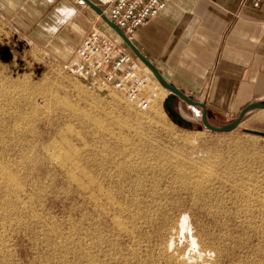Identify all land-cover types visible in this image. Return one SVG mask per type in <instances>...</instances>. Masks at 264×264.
<instances>
[{"label":"rangeland","instance_id":"obj_1","mask_svg":"<svg viewBox=\"0 0 264 264\" xmlns=\"http://www.w3.org/2000/svg\"><path fill=\"white\" fill-rule=\"evenodd\" d=\"M3 42L4 38L0 33V47H2ZM126 47V50L130 51L127 45ZM12 54L10 57L4 52H0V161L2 162H0V165L3 164L6 168L9 164V166H12V168L8 167V170L12 171L15 179L18 178L16 181L19 186L0 188V194L2 193L0 197H5L4 200H2V197V199L0 198V215L2 213L4 214V216L1 215L3 218L0 216V220L3 221L0 222V229L3 232L5 231V233L7 232L5 237H3L4 234L0 230V236H2L0 238V264H66L68 262H70L68 264H74L73 256L75 246L73 245L71 247L69 245L76 235L74 232V228L77 225L76 221L81 218L79 214L82 213L84 208L87 209L88 214L90 213L89 219H93H88V222L86 219L82 220L80 226L84 227L83 232H85V228L89 224L96 228V230L103 229V226L105 228V231L103 230L105 233L96 235L97 238L94 236L91 240L94 243L101 241L104 245L103 247L100 242L99 247L101 249L99 247L94 249L96 256H98V263L107 264L110 261L108 264H111L114 259H117L119 264H126L128 262L127 260H129L130 264H138L140 256H143L141 258L142 262L140 261L139 264L143 263L142 259L144 257L146 258L143 264H158L159 259L157 260L155 257L157 255L158 258L157 248L155 247H158V244H160L159 238L157 237V226L151 222L150 225L149 223L146 224L147 226L143 224L149 219L148 217L151 218L152 215L155 217L159 206L167 208V204L169 203L168 208L174 205V214L177 215L176 217L178 219L181 215H186V221L188 222L191 233H198L201 240H203V237V242H206L205 244L211 248L219 247L220 244L219 248L223 256L220 258L217 254L215 256L214 253L208 252L205 256V258L208 256V259L206 258L208 262L206 261L205 264H264V137L247 131L264 132V109L249 112L241 124L233 131L218 133L208 130L202 125L200 119L201 110L197 109L198 117H196L186 103L176 101L174 104L176 111L191 122L190 127L185 128L180 123H174L164 107L165 100L169 95L168 92L164 93V91L160 90L162 91L161 93L158 91L159 89L155 88L154 83L150 79L145 95L146 97H151L152 102L149 109L143 110L129 103L121 92H115L111 88L101 86L96 79L92 78L86 81L72 72L65 70L64 65L71 61L75 53L70 59L57 66L50 64L52 61L50 57L34 49L30 50L27 47L16 48ZM140 64L143 63L140 62ZM142 66L144 65L140 66L141 72L146 76ZM154 90L156 93H151V91L155 92ZM157 93L158 96H156ZM10 97L11 99H9ZM238 116L239 113L229 119L211 118L208 119V122L214 127H223L232 123ZM123 123L124 125H122ZM201 126L203 129L199 130ZM53 145L57 146V148L55 149ZM64 149H67V151ZM63 151L72 153L71 156L74 161L70 160L66 162L60 159L62 156L59 158V155ZM53 152L59 155H54ZM123 152L125 156H123ZM74 156L77 158H74ZM57 163H107L106 169L108 168L110 171L108 169L105 170L103 175V172H100L101 176L105 175L103 178L105 182L101 178V183L104 182L105 188L110 186L107 183L110 182V179L113 178L112 180H115L117 178H115V171L110 163H132L143 169L144 177L147 175L151 176L144 178V180H147L142 184L144 185L142 188L147 191L145 192L142 188L139 189L144 193L138 190V192L135 191L132 188H135L133 185H127L124 188L125 194L124 192H120L121 195L118 192H113L114 195L112 194L122 206L125 204L123 207H128L129 214L134 211L130 215L128 212H125L126 214L122 213L120 215L121 213H119L118 216H121V220L126 223V227L129 226L127 229L129 228L131 232L133 230V233H136L135 235L137 237L133 235L134 237L132 238L125 233L117 232L118 230L115 229L114 225L111 226V215L102 217L103 215H99L94 211L95 208L92 209L94 206H87L86 203L84 205L76 195L77 193L75 191L77 189L75 184L69 182L70 180L65 176L67 172L66 168L68 167L64 166L65 168H63L61 164L58 165ZM201 166L207 169L209 168L212 173L209 170L206 171V168L205 170L202 169ZM14 169L19 172L14 173ZM152 169L154 170L152 171ZM155 171L158 172L155 173ZM174 171H181L179 173L182 175H189L187 177L185 176V179L192 183L191 187H200V190L196 191V195H198L195 197L196 200L194 197L192 199L195 201L201 200L204 203L202 204L204 206L201 210L191 209L189 213H186L183 209L182 214L179 213V209L185 206L183 196L186 200L188 199V205L194 202V200L190 202L191 198L189 197H191V194L189 196L187 194L179 196L170 193L166 196L167 198L163 197L161 202H156L157 195L154 194L153 189L156 187L159 189L163 187L161 189L162 191L166 189L165 186L169 185L167 184V177L170 178L172 174L175 175ZM200 171L202 172L200 173ZM17 174L18 176L16 177ZM155 177L161 179L159 181L160 183L157 182ZM107 179L109 181L106 182ZM153 185L156 186L154 187ZM180 185L181 183L176 184V187ZM205 185L211 188L214 194ZM128 189L131 196L130 193H127ZM19 190L22 194H19ZM24 190H27V192ZM131 190H134L133 193ZM147 192L152 193L148 194ZM199 193L205 195V197ZM11 194L14 196L17 194L18 199ZM7 195L14 202L11 199L9 200ZM26 195L28 197L31 195L33 198H28ZM25 197L29 200L32 199L31 202ZM5 199H7V202H5ZM153 199L156 200L153 201ZM21 202L22 204H20ZM12 204L15 211L12 208ZM153 204H156V206ZM77 205H80L82 208L84 206L80 213L75 211ZM151 205L152 207H150ZM7 206L12 208L13 211L9 207L7 208ZM2 208L5 210L8 209L6 214ZM83 211L86 212V210ZM13 212L16 214H13ZM31 212L32 214L34 212V215L31 216ZM93 213L95 216L92 215ZM150 213L151 215H149ZM21 214L23 215L21 219L24 217L27 219L21 221L19 218ZM27 214L31 218L27 217ZM174 214H171V216H174ZM12 215H17L14 220L12 218L15 216L12 217ZM90 216H94L98 224L95 222L94 217ZM129 216H132V218ZM145 216L147 218L144 219ZM37 218L39 219L36 220ZM16 219L19 220L16 221ZM131 219L133 222H131ZM125 220L128 221L126 222ZM29 221L33 223L35 221L37 223L38 221L40 227H36V225H39L38 223H34V225H32L33 223L29 224ZM15 222L21 223L17 225ZM93 222L98 226L96 227ZM108 222L111 225H108ZM99 223L101 226H99ZM131 224L132 226L135 225L133 226L134 228L130 226ZM4 228L6 229L4 230ZM32 228L33 230H30ZM144 228L145 230H143ZM37 229L38 233L36 234L35 232L37 231L35 230ZM106 229H109V232ZM146 230L148 232L145 234ZM44 231L46 232L45 234ZM110 231L114 232L112 233ZM38 234L40 235L38 236ZM55 234L58 235L56 236ZM50 235L52 238H50ZM99 236H102V238ZM120 236L121 238H119ZM48 237L51 239L50 242L47 241ZM103 237H106L104 239L107 242L105 240L103 241ZM139 237H143L144 239L141 238V240ZM206 237L210 240L207 241L208 239ZM149 239L152 240L149 241ZM108 240L110 243H108ZM214 240L217 241L214 242ZM126 241L131 245H128ZM151 241L156 242L152 243ZM178 243H181V240ZM212 243L216 244L213 245ZM108 244L112 247L109 248ZM119 245L120 249L123 248L122 250L119 249ZM151 245L155 247L153 246L152 249ZM63 246L65 247L64 249L70 248V250H64L62 248ZM146 246H148L147 249L145 248ZM59 247L63 251H60L58 249ZM2 248L3 250H1ZM104 249L106 252H104ZM118 250L122 251V253H118ZM127 250L130 251L128 252ZM107 252L108 254H106ZM133 253L137 254L132 255ZM106 255L107 257H105ZM135 255L137 256L135 257ZM114 256H122V258H119V260ZM100 257L104 261L106 260L105 258L107 260L104 262L102 259H99ZM217 257L219 261L215 260V258L218 259ZM123 259L125 260L123 261ZM147 260L149 263L145 262ZM117 261H113L112 264L118 263Z\"/></svg>","mask_w":264,"mask_h":264},{"label":"crops","instance_id":"obj_2","mask_svg":"<svg viewBox=\"0 0 264 264\" xmlns=\"http://www.w3.org/2000/svg\"><path fill=\"white\" fill-rule=\"evenodd\" d=\"M254 2L170 0L131 41L170 84L206 104L208 119H229L264 102V0ZM93 26L116 34L84 0H0V52L10 57L27 47L57 66Z\"/></svg>","mask_w":264,"mask_h":264},{"label":"bare ground","instance_id":"obj_3","mask_svg":"<svg viewBox=\"0 0 264 264\" xmlns=\"http://www.w3.org/2000/svg\"><path fill=\"white\" fill-rule=\"evenodd\" d=\"M141 65H144V64H141ZM142 68H143V70H144V72L146 73V77L147 78H149L153 83H154V85H155V88H158L159 90L158 91H160V90H162V91H164V93L165 92H167V90L165 89V88H163L160 84H159V82L155 79V77L153 76V74H152V72H151V70L146 66V65H144V66H142ZM157 90V89H156ZM155 91V90H154ZM162 91H160L161 93H162ZM151 93H156V91L155 92H152L151 91ZM154 96H155V94H153ZM156 96H158V93H157V95ZM12 97V96H11ZM11 97L9 98V99H11ZM7 99V98H6ZM131 111V110H130ZM196 112H198L197 110H195ZM94 121H96V120H94ZM128 121V120H127ZM91 122V121H90ZM125 122V121H124ZM94 123V122H93ZM99 123V122H98ZM128 124V123H127ZM122 125H124V123L122 124ZM130 125V124H129ZM125 127H127V126H125ZM128 127H130V126H128ZM62 130V129H61ZM64 131V130H63ZM63 134V133H62ZM62 137V136H61ZM124 141V140H123ZM128 141V140H127ZM60 144H61V142H60ZM59 144V145H60ZM62 145H63V143H62ZM61 145V146H62ZM120 145H121V142H120ZM54 146V145H53ZM55 147V149L57 148V146H54ZM60 147V146H59ZM66 147H67V145H66ZM72 147V146H71ZM118 147V146H117ZM65 148V147H64ZM123 148H125V147H123ZM61 149V148H60ZM59 149V150H60ZM74 149V148H73ZM117 149H120V148H117ZM116 149V150H117ZM63 150V149H62ZM65 150V149H64ZM68 150H69V148H68ZM65 151H67V149L65 150ZM119 151V150H118ZM121 151V150H120ZM58 152V151H57ZM60 152H61V150H60ZM122 153V152H121ZM53 154L54 155H59V154H55L54 152H53ZM52 154V155H53ZM72 154V153H71ZM71 154L70 153H67V152H64L63 151V153H60V155H59V158H60V156H62L60 159H62V160H64V161H70V160H73V158H72V156H71ZM75 154V153H74ZM119 154H120V152H119ZM123 154H124V152H123ZM80 156V155H79ZM123 156H125V154L123 155ZM55 157H57V156H55ZM76 156H74V158H75ZM48 158V157H47ZM77 158V157H76ZM56 159V158H55ZM55 159H53V160H55ZM60 159H59V161H60ZM52 160V159H51ZM56 161V160H55ZM74 161V160H73ZM1 162V161H0ZM50 162V161H49ZM2 163V162H1ZM6 164H9V163H6ZM56 164V163H55ZM58 165L59 164H61L62 166L61 167H63V168H65L64 166H67L68 168H66L67 169V172H66V175L65 176H67L68 177V179L70 180L69 182H73L74 184H75V186H76V189H77V191H75L77 194V196L79 197V199L83 202V204L84 203H86V205L87 206H94L92 209H94V211H96V213H98L99 215H103L102 217H105V216H107V215H111L112 217H111V222H112V225L110 224V222H108V225L110 224L111 226H113L114 225V227H115V229H117L116 231L117 232H120V233H125L127 236H131L132 238L134 237L133 235H135L136 233H133V230H132V232L131 231H129V228L127 229V227H129V226H127L126 227V223H124L123 222V220H121V216L119 217L118 215H119V213H121L120 215H122V213H124V214H126L125 212H128L129 210H127V208L128 207H123L122 206V204L118 201V200H116L115 198L116 197H113V192H118V193H122V192H124V188H125V186H127V185H133V186H135V188L134 187H132L135 191H141V190H139V189H141L144 185H142L143 184V182L144 181H146L147 179H145L144 180V178H148V177H151V176H146V177H144V171H143V169H141L139 166H137V165H134V164H132V163H110V164H112V167L114 168V171H115V180H112V179H110V182H107V181H109L108 179L106 180V182L107 183H109L110 184V186L108 187V188H105V184H103L105 181H104V176H101L100 174L102 173V175L105 173V170H107L106 169V164L107 163H57ZM10 165V164H9ZM8 165V167L10 168H12V166H9ZM107 166H109V165H107ZM8 167L6 168V166H3V164L2 165H0V188H3V187H10V186H16L17 187V179L18 178H16L15 179V177H14V175H13V173H12V171H9L8 170ZM60 167V168H61ZM175 167H177V166H175ZM202 167V166H201ZM210 167V166H209ZM111 168V167H110ZM152 168V167H151ZM205 168L206 167H202V169H204L205 170ZM65 169V170H66ZM156 169V168H155ZM162 169V168H161ZM11 170H13V169H11ZM15 170V169H14ZM64 170V171H65ZM109 170V169H108ZM154 169H152V171H153ZM160 170V169H159ZM158 170V171H159ZM209 170V168L207 169L206 168V171H208ZM212 170V169H211ZM63 171V172H64ZM110 171V170H109ZM113 171V172H114ZM158 171H155V173L156 172H158ZM176 171H178V170H176ZM176 171H174L175 172V175H173L172 174V176H170V178L169 177H167L168 178V183L167 184H169V185H166L165 187H166V189H164L163 191L161 190L162 188H158V187H156L155 189H153L154 190V194L155 195H157V197H156V199H153V201L154 200H156V202H161V200L163 199V197H165V198H167L166 196L168 195V194H174V195H179V196H182L183 194H187L188 196L191 194V197H189V198H191V201L190 202H192V200H194V199H192L193 197L195 198L196 196H198V195H196V191H199L200 190V187H198V188H196V186H194V187H191V185H192V183H190L188 180H186L185 178L187 177V176H189V175H182L181 173H179V172H181V171H179V172H176ZM210 171V170H209ZM15 172H19L18 170H15L14 171V173ZM101 172V173H100ZM107 172V171H106ZM159 172H161V171H159ZM165 172V171H164ZM184 172V171H183ZM202 171H200V173H201ZM211 172V171H210ZM151 173V172H150ZM186 173V172H185ZM199 173V172H198ZM212 173V172H211ZM107 174V173H106ZM207 174V173H206ZM206 174H205V176H206ZM111 175V174H110ZM151 175H152V173H151ZM158 175V174H157ZM156 175V177H158ZM199 175H201V174H199ZM18 176V174L16 175V177ZM112 177H113V175H111ZM111 176H109V177H111ZM153 176H154V174H153ZM186 176V177H185ZM204 176V177H205ZM66 177V178H67ZM155 177V178H156ZM160 177V176H159ZM195 177V176H194ZM203 177V178H204ZM101 178L103 179V183H101ZM154 178V179H155ZM162 178H163V176H162ZM197 178H198V176H197ZM200 178V177H199ZM201 178H202V176H201ZM105 179H106V177H105ZM151 179V178H150ZM157 179V182L158 183H160L159 181L161 180L160 178H156ZM163 179H165V178H163ZM188 179H189V177H188ZM195 180V179H194ZM19 181V180H18ZM151 181H153V180H151ZM165 181V180H164ZM156 182V181H155ZM154 182V183H155ZM203 182V181H202ZM210 182V181H209ZM208 182V183H209ZM19 183V182H18ZM145 183V182H144ZM166 183V182H165ZM181 183V185L178 187H176V184L178 185V184H180ZM193 183H195L194 181H193ZM200 183V182H199ZM204 183V182H203ZM70 184V183H69ZM152 184V183H151ZM157 184V183H156ZM201 184V183H200ZM71 185V184H70ZM73 185V184H72ZM160 185V184H159ZM195 185H197V184H195ZM201 185H203V184H201ZM19 186V185H18ZM32 186V185H31ZM74 186V185H73ZM108 186V185H107ZM146 186V185H145ZM152 186V185H151ZM154 187L156 186V185H153ZM204 186V185H203ZM205 186H207V185H205ZM21 187H23L22 185H21ZM33 187V186H32ZM160 187V186H159ZM202 187V186H201ZM19 188V187H18ZM24 188V187H23ZM129 188H130V186H129ZM132 188H130V189H132ZM153 188V187H152ZM203 188V187H202ZM209 187L207 186V189H208ZM11 189H12V187H11ZM22 189V188H21ZM34 189V188H33ZM127 189V188H126ZM142 189H144V188H142ZM148 189V188H147ZM209 189H211V188H209ZM5 190V189H4ZM75 190V189H74ZM134 190H131L132 191V193H133V191ZM152 190V191H153ZM205 190V189H204ZM2 191H3V189H2ZM25 192H27V190H24ZM126 191V190H125ZM129 191V189L127 190V193H130V192H128ZM137 191V192H138ZM144 191L146 192L147 190L146 189H144ZM151 191V190H150ZM205 191H207V190H205ZM205 191H203V192H205ZM208 191H210V190H208ZM211 191H212V189H211ZM210 191V192H211ZM9 192V191H8ZM19 192H20V190H19ZM24 192V193H25ZM142 192V191H141ZM185 192V193H184ZM209 192V193H210ZM5 193V192H4ZM3 193V194H4ZM12 193V192H11ZM14 193V192H13ZM17 193V192H16ZM117 193V194H118ZM121 193H120V195H121ZM142 193H144V192H142ZM141 193V194H142ZM148 193V192H147ZM152 193V192H151ZM151 193H148V194H151ZM195 193V194H194ZM198 193V192H197ZM206 193V192H205ZM208 193V192H207ZM212 193H213V191H212ZM2 194V193H1ZM0 194V195H1ZM18 194V193H17ZM17 194H15V196L17 195ZM19 194H22L21 192L19 193ZM28 194V193H27ZM30 194H31V191H30ZM113 194V195H112ZM124 194H125V192H124ZM139 194V193H138ZM140 194V195H141ZM153 194V195H154ZM200 194V193H199ZM214 194V193H213ZM212 194V195H213ZM9 195H10V192H9ZM9 195H7L6 197L7 198H9L10 196ZM12 195V194H11ZM25 195V194H24ZM33 195V194H32ZM201 196H204L205 197V195H202V194H200ZM199 195V196H200ZM210 195V194H209ZM4 196V195H3ZM13 197H15L14 195H12ZM18 196H21V195H18ZM27 196V195H26ZM34 196V195H33ZM130 196H131V193H130ZM133 196V195H132ZM186 196V195H185ZM200 196V197H201ZM2 197V196H1ZM0 197V198H1ZM17 197V196H16ZM23 197V196H22ZM28 197V196H27ZM27 197H25V198H27ZM126 197H127V195H126ZM216 197V196H215ZM3 198V197H2ZM1 198V199H2ZM5 198V197H4ZM4 198L2 199V200H4ZM20 198V197H19ZM28 198H33V197H31V195H29V197ZM27 198V199H28ZM130 198V197H129ZM154 198V197H153ZM198 198V197H197ZM212 198V197H211ZM11 198H9V200H10ZM16 199V198H15ZM17 199H18V197H17ZM26 199V200H27ZM130 199H132V198H130ZM139 199V198H138ZM183 201L185 202V206L186 205H188V199L186 200L185 199V197L183 196ZM205 199H207V198H205ZM204 199V200H205ZM209 199V198H208ZM6 201L5 202H7V199H5ZM8 200V201H9ZM12 201H13V199H11ZM25 200V199H24ZM25 200V201H26ZM29 200V199H28ZM27 200V201H28ZM32 200V199H31ZM31 200H29L30 202H31ZM77 200V199H76ZM195 200H196V198H195ZM194 200V202L192 203V204H189L187 207H183L182 206V208L181 209H179V213H181L182 211H183V209H184V211H186V213H189V211H191V209H194V210H196V209H202L203 208V206L204 205H202V204H204L203 202H201V200H199V201H195ZM211 200H213V199H211ZM214 200H216V199H214ZM18 201V200H17ZM16 201V202H17ZM23 201V200H22ZM79 201V200H78ZM134 201H136V200H134ZM165 201V200H164ZM1 202V201H0ZM3 202V201H2ZM14 202V201H13ZM13 202H11V203H13ZM15 202V203H16ZM33 202V201H32ZM4 203V202H3ZM3 203H1L2 205H3ZM29 203V202H28ZM163 203H165V202H163ZM5 204V203H4ZM7 204V203H6ZM8 204H9V202H8ZM20 204H22V202L20 203ZM19 204V205H20ZM23 204H24V202H23ZM27 204V203H26ZM25 204V205H26ZM80 204V203H79ZM131 204H132V202H131ZM140 204V203H139ZM157 204V203H156ZM156 204H153V205H155L156 206ZM166 204H167V202H166ZM170 204V203H169ZM169 204H167V208H164V207H162V206H157L158 207V210H157V213L155 214V217H154V215H152L151 216V218L150 217H148L149 219L148 220H144L146 223L145 224H143V225H146V224H148L149 223V225H150V222L152 223V224H154L155 226H157L156 228V230H157V237L159 238V242H160V244H158V247H155L154 245H151L152 246V249H153V246L155 247V248H157V250H156V252L158 253V258H157V255L155 256L156 257V259L158 260L159 259V262H157L158 264H202V263H204L205 264V262L207 261V259L205 258V256L207 255V253L209 252V253H214V255L216 256V254H217V256L218 257H220L221 258V256H223V255H221V250H220V244H219V247H213V248H211V247H209L207 244H205L204 242H203V240H204V238L202 237V239L203 240H201V238H200V235L198 234V233H191L189 230V226H188V222L186 221V215H181V217L178 219L176 216L177 215H175L174 213H175V207H174V205H171V208H168L169 207ZM171 204H173V203H171ZM11 205V204H10ZM15 205V204H14ZM28 205V204H27ZM32 206H33V204H31ZM75 205V204H74ZM85 205V204H84ZM134 205V204H133ZM164 205V204H163ZM184 205V204H183ZM5 207H6V205H4ZM12 206H13V204H12ZM22 206V205H21ZM32 206H30V207H32ZM87 206H86V208H87ZM130 206V205H129ZM135 206V205H134ZM138 206V205H137ZM140 206V205H139ZM9 206H7V208H8ZM29 207V206H28ZM130 207H132V206H130ZM150 207H152V205L150 206ZM149 207V209H151ZM10 208V207H9ZM13 208V210H14V206L12 207ZM12 208H10L11 210H12ZM15 208H16V206H15ZM83 208H84V206H83ZM80 205L78 206L77 205V208L75 209V211L76 212H81V210L83 209ZM125 208V209H124ZM135 208V207H134ZM186 208V209H185ZM3 210H5L4 208H2ZM2 209H1V211H2ZM22 210H23V208H21ZM21 209H19V211H21ZM24 209H27V208H24ZM130 209V208H129ZM12 210V211H13ZM17 210V209H16ZM30 210V209H29ZM33 210V209H32ZM83 210H86V212H84ZM82 210V213L81 214H79V216H81V218L80 219H78L76 222H77V225H76V227L74 228L75 229V233H76V235L74 236V238H73V240H72V245L70 244H68L69 246H75V250L74 249H72V250H74V258H73V260L75 261L74 262V264H97L98 263V259H97V257L98 256H96V254H95V251H94V249H96V248H98L100 245H99V243L101 242H95L94 243V241H91L92 240V238L95 236L96 237V235H102V233H105V232H103V230L105 229L104 228V226H103V229H101V230H99V229H97V230H99V231H97L96 230V228H94V227H92V225L91 224H89L86 228H85V232H83L82 230H83V228L84 227H81L80 225H81V222H82V220L83 219H86V221L89 219V215H90V213L88 214V212H87V209H83ZM136 210H138V209H136ZM173 210V211H172ZM6 211H8V209L7 210H5V214H6ZM11 211V212H12ZM15 211V210H14ZM18 211V210H17ZM16 211V213H18ZM31 211V210H30ZM147 211V210H146ZM145 211V212H146ZM148 211H150V210H148ZM154 211V210H153ZM23 212V211H22ZM21 212V213H22ZM74 212V211H73ZM90 212V211H89ZM132 212V211H131ZM134 212V211H133ZM132 212V213H133ZM2 213V212H1ZM9 213H10V211H9ZM15 212H13V214H14ZM15 213V214H16ZM25 213H27V212H25ZM25 213H23L25 216H26V214ZM75 213V212H74ZM95 213V214H96ZM132 213H130V214H132ZM137 213V212H136ZM139 213V212H138ZM8 214V213H7ZM12 214V213H11ZM19 214H20V212H19ZM30 214V213H29ZM77 214V213H76ZM128 214H129V212H128ZM129 214V215H130ZM153 214H154V212H153ZM171 214H174V216L172 215L171 216ZM182 214V213H181ZM2 216H4V214L2 213L1 214ZM0 215V216H1ZM22 215V214H21ZM20 215V220L22 221L23 219L24 220H26L25 219V217L23 218V219H21L22 217H23V215L21 216ZM28 215V214H27ZM32 215H34V212H33V214H32V212H31V216ZM35 215H37V214H35ZM92 215H94V213L92 214ZM137 215V214H136ZM146 215H148V214H146ZM149 215H151V213L149 214ZM148 215V216H149ZM1 216V217H2ZM9 216V215H8ZM15 216V217H14ZM12 215V217H14V218H12L13 220L16 218V216L17 215ZM19 216V215H18ZM31 216H27V217H30L31 218ZM95 216V215H94ZM94 216H90V217H94ZM124 216V215H123ZM126 216H128V215H126ZM133 216V215H132ZM132 216L130 217V218H132ZM144 216V215H143ZM0 217V218H1ZM34 217V216H33ZM96 217H97V214H96ZM176 217V218H175ZM3 218V217H2ZM29 218V219H30ZM35 218H36V216H35ZM76 218H78V217H76ZM107 218V217H106ZM136 218V217H135ZM139 218V217H138ZM143 218V217H142ZM145 218H147L146 216L144 217V219ZM39 218H37L36 220H38ZM42 219V218H41ZM41 219H40V221H41ZM90 219H93V218H90ZM89 219V220H90ZM94 219H95V217H94ZM100 219H101V217H100ZM105 219V218H104ZM103 219V220H104ZM122 219H124V218H122ZM127 219H128V217H127ZM141 219V218H140ZM3 220V219H2ZM6 220H7V216H6ZM19 220V219H18ZM17 219H16V221H18ZM47 220V219H46ZM49 220V219H48ZM88 220V221H89ZM99 220V219H98ZM136 220H139V219H136ZM153 220H155V221H153ZM33 221H34V219H33ZM87 221V222H88ZM100 221V220H99ZM126 221V220H125ZM128 221V220H127ZM126 221V222H127ZM142 221H143V219H142ZM0 222H3V221H1L0 220ZM8 222V221H7ZM9 222L11 223V221L9 220ZM8 222V223H9ZM46 222V221H45ZM86 222V223H87ZM95 222H96V219H95ZM101 222V221H100ZM131 222H133L132 221V219H131ZM140 222V221H139ZM138 222V223H139ZM5 223V222H4ZM3 223V224H4ZM7 223V224H8ZM9 223V224H10ZM13 223V222H12ZM15 223H17V222H15ZM19 223V222H18ZM18 223H17V225H18ZM21 223V222H20ZM19 223V224H20ZM30 223H33L32 221L30 222L29 221V224ZM34 223H36V221L34 222ZM34 223L32 224V225H34ZM37 223H38V221H37ZM36 223V224H37ZM41 223V222H40ZM44 223V222H43ZM86 223H84V224H86ZM91 223V222H90ZM97 224H98V222H96ZM96 223H94L93 222V224H95L96 225ZM106 223V222H105ZM129 223V222H128ZM136 223V222H135ZM1 224V223H0ZM6 224V225H7ZM8 224V225H9ZM26 224H27V222H26ZM29 224H28V226H29ZM39 224V223H38ZM83 224V225H84ZM100 224V223H99ZM130 224V223H129ZM133 224V223H132ZM132 224L130 225V226H132ZM137 224V223H136ZM142 224V223H141ZM140 224V225H141ZM24 225H25V223H24ZM106 226H107V223L105 224ZM148 225V226H149ZM153 225V226H154ZM21 226V225H20ZM27 226V227H28ZM37 226H39L40 227V224L39 225H36V227ZM47 226H49V225H47ZM73 226H72V230H73ZM98 225H96V227H97ZM99 226H101V224L99 225ZM133 226H135V225H133ZM132 226V227H133ZM142 226V225H141ZM147 226V225H146ZM146 226H145V228H146ZM7 227V226H6ZM10 227V226H9ZM14 227H17V226H14ZM53 227H54V224H53ZM110 227V226H109ZM132 227H131V229H132ZM2 228H3V226H2ZM21 228V227H20ZM29 228H31V227H29ZM35 228V227H34ZM100 228V227H99ZM107 228V227H106ZM111 228V227H110ZM109 228V229H110ZM134 228V227H133ZM136 228V227H135ZM137 228H138V226H137ZM136 228V229H137ZM142 228V227H141ZM145 228L143 229V230H145ZM151 228V227H150ZM153 228V227H152ZM6 228H4V230H5ZM8 229V228H7ZM109 229L107 230L106 229V231H108L109 232ZM112 229H114V228H112ZM115 229H114V231H115ZM148 229V228H147ZM1 230V229H0ZM21 230V229H20ZM30 230H33V228L32 229H30ZM111 230V229H110ZM156 230H155V232H156ZM2 231V230H1ZM35 231H37V232H35L36 234L38 233V229L37 230H35ZM82 231V233H80ZM105 231V230H104ZM114 231H110V232H114ZM134 231H136V230H134ZM138 231H139V229H138ZM32 232V231H31ZM52 232H54V230H52ZM140 232V231H139ZM148 231L146 230V232H145V234L147 233ZM25 233V232H24ZM34 233V235H36ZM46 232L44 231V234H45ZM55 233V232H54ZM74 233V234H75ZM111 233V234H112ZM2 234H4V236L3 237H5V234H7V232L5 233V231L3 232L2 231ZM1 234V235H2ZM106 234H107V232H106ZM138 234V233H137ZM25 235H27L26 233H25ZM40 234H38V236H39ZM43 235V234H42ZM41 235V236H42ZM56 235V234H55ZM58 235V234H57ZM56 235V236H57ZM73 235V234H72ZM109 236H111L110 234H108ZM113 235V234H112ZM114 235H115V233H114ZM120 235H122V234H120ZM149 235V234H148ZM147 235V236H148ZM153 235H154V233H153ZM49 236V235H48ZM63 236V235H62ZM103 236H105V235H103ZM119 236V235H118ZM136 236V235H135ZM142 236V235H141ZM202 236V235H201ZM2 236H0V238H1ZM6 237H7V235H6ZM9 237H10V235H9ZM44 237H45V235H44ZM69 237V236H68ZM71 237V236H70ZM73 237V236H72ZM83 237H84V240H83ZM99 237H101L102 238V236H99ZM137 237V236H136ZM143 237H144V234H143ZM143 237H141V238H143ZM146 237V236H145ZM219 237V236H218ZM218 237H216L217 239H218ZM8 238V237H7ZM6 238V239H7ZM38 238H40V237H38ZM50 238H52L51 237V235H50ZM66 239H67V237H65ZM97 238V237H96ZM100 238V239H101ZM106 239V237H103V241ZM119 238H121V236L119 237ZM124 238V237H123ZM140 238V237H139ZM140 238V239H141ZM147 238V237H146ZM154 238V237H153ZM207 238V237H206ZM214 238V237H213ZM220 238V237H219ZM222 238H224V237H222ZM221 238V239H222ZM5 239V238H4ZM99 239V238H98ZM109 239H110V237H109ZM114 239V241H116V239L115 238H113ZM144 239V238H143ZM208 239V238H207ZM206 239V240H207ZM215 239V238H214ZM3 240V239H2ZM43 240H45V239H43ZM50 240L51 239H49V237H48V240L47 241H49L50 242ZM86 240V241H85ZM97 240V239H96ZM121 240V239H120ZM130 240V239H129ZM142 240V239H141ZM150 240H152V239H149V241ZM155 240V239H154ZM157 240V239H156ZM181 240V243H178V241H180ZM210 239H208L207 241H209ZM220 240V239H219ZM225 240V239H224ZM227 240V239H226ZM4 241V240H3ZM6 241V240H5ZM8 241V240H7ZM32 241L34 242V240L32 239ZM47 241H45V242H47ZM89 241V242H88ZM99 241V240H98ZM106 241V240H105ZM111 241V240H110ZM113 241V242H114ZM119 241V240H118ZM118 241H117V243H118ZM139 241V240H138ZM148 241V240H147ZM213 241V240H212ZM217 241V240H216ZM215 240H214V242H216ZM222 241V240H221ZM107 242V241H106ZM127 242V244H128V241H126ZM152 242V241H151ZM154 242V241H153ZM152 242V243H153ZM156 242V241H155ZM154 242V243H155ZM211 242V241H210ZM102 243V242H101ZM108 243H110L109 242V240H108ZM130 243V242H129ZM142 243V242H141ZM140 243V244H141ZM151 243V244H152ZM158 243V242H157ZM209 243V242H208ZM223 243V242H222ZM52 244V243H51ZM65 244H67V243H65ZM65 244H64V246H65ZM135 244V243H134ZM148 244V243H147ZM213 244V243H212ZM216 244V243H215ZM215 244H213V245H215ZM218 244V243H217ZM224 244V243H223ZM222 244V245H223ZM60 245V244H59ZM63 245V244H62ZM128 245H131V244H128ZM211 245V244H210ZM212 245V246H213ZM1 246V245H0ZM62 247L63 249L65 248V247ZM102 246L104 247V245H103V243H102ZM116 246H117V244H116ZM135 246V245H134ZM139 246V245H138ZM3 247V246H2ZM56 247V246H55ZM67 247V246H66ZM108 247L109 248H111L110 246H109V244H108ZM135 247H137V246H135ZM147 247L148 246H146L145 248L147 249ZM150 247V246H149ZM1 248V247H0ZM74 248V247H73ZM100 248V247H99ZM128 248V247H127ZM132 248H133V246H132ZM59 250H60V247L58 248ZM63 249H61L60 251H63ZM67 249V248H66ZM66 249H64V250H66ZM101 249V248H100ZM119 249H120V245H119ZM123 248H121L120 250H122ZM139 249V248H138ZM151 249V248H150ZM1 250H3V248L1 249ZM6 250V249H5ZM67 250H70V248H68ZM71 250V251H72ZM99 250V249H98ZM112 250V249H111ZM132 250V249H131ZM134 250V249H133ZM149 250V249H148ZM70 251V252H71ZM100 251V250H99ZM116 251H117V249H116ZM128 251V250H127ZM130 251V250H129ZM128 251V252H129ZM2 252V251H1ZM73 252V251H72ZM72 252H71V255H72ZM104 252H106L105 251V249H104ZM119 252H121L122 253V251H119L118 250V253ZM133 252H135V251H133ZM147 252V251H146ZM146 252H145V254H146ZM149 252V251H148ZM151 252V251H150ZM114 253H116V252H114ZM126 253V252H125ZM138 253V252H137ZM137 253H133L132 255H134V254H137ZM4 254V253H3ZM8 254V253H7ZM63 254V253H62ZM67 254H68V252H67ZM106 254H108V252L106 253ZM141 254V253H140ZM148 254V253H147ZM154 254V253H153ZM226 254V253H225ZM112 255H113V253H112ZM144 255V254H143ZM149 255H150V253H149ZM148 255V256H149ZM212 255V254H211ZM137 255H135V257H136ZM147 256V257H148ZM64 257V256H63ZM105 257H107V255L105 256ZM104 257V258H105ZM114 257H116V256H114ZM143 256H140V261H141V258H142ZM151 257H152V255H151ZM210 257V256H209ZM217 257V258H218ZM116 258H122V256L121 257H116ZM146 257H144V259H145ZM153 258H154V256H153ZM213 258V257H212ZM47 259V258H46ZM99 259H102L101 257L99 258ZM106 260H107V258H105ZM109 259V258H108ZM139 259V258H138ZM144 259H142L143 260V263H144ZM149 259V258H148ZM152 259V258H151ZM209 259H211V258H209ZM48 260V259H47ZM62 260H64V259H62ZM61 260V261H62ZM68 260V259H67ZM105 260V261H106ZM113 260V259H112ZM111 260V261H112ZM120 260V259H119ZM125 259H123V261H124ZM156 260V261H157ZM214 260V259H213ZM215 260H217V261H219V258L218 259H216L215 258ZM5 261V260H4ZM72 261V260H71ZM101 261V260H100ZM102 261H104V259H102ZM104 261V262H105ZM113 261H117V259L115 260H113ZM113 261L111 262V264L113 263ZM128 262H129V260H127ZM131 261V260H130ZM140 261H139V263H140ZM153 261H154V259H153ZM152 261V262H153ZM63 262V261H62ZM65 262V261H64ZM110 262V261H109ZM108 262V263H109ZM118 262V261H117ZM127 262V263H128ZM142 262V261H141ZM146 263L148 262V260L147 261H145ZM151 262V261H150ZM208 262V261H207ZM50 263V262H49ZM59 263H61V262H59ZM68 263H70V262H68ZM68 263H66V264H68ZM100 264H101V262H99ZM98 263V264H99ZM107 263V262H106ZM107 263V264H108ZM116 263V262H115ZM121 263V262H120ZM126 263V264H127ZM138 263V264H139ZM143 263H141V264H143ZM149 263V262H148ZM215 263H217V262H215ZM219 263V262H218ZM63 264V263H62ZM72 264V263H71ZM102 264H104V263H102ZM116 264H119V262L118 263H116ZM123 264V263H122ZM129 264H130V262H129ZM150 264V263H149ZM152 264V263H151ZM210 264H212V263H210Z\"/></svg>","mask_w":264,"mask_h":264},{"label":"built area","instance_id":"obj_4","mask_svg":"<svg viewBox=\"0 0 264 264\" xmlns=\"http://www.w3.org/2000/svg\"><path fill=\"white\" fill-rule=\"evenodd\" d=\"M170 0H95L108 19L118 26L131 40L132 35L157 17ZM261 0H255L259 7ZM117 34H109L93 26L75 51V55L64 69L79 78L97 82L115 92H121L125 99L147 110L152 99L146 97L149 78L141 72L139 59Z\"/></svg>","mask_w":264,"mask_h":264},{"label":"water","instance_id":"obj_5","mask_svg":"<svg viewBox=\"0 0 264 264\" xmlns=\"http://www.w3.org/2000/svg\"><path fill=\"white\" fill-rule=\"evenodd\" d=\"M87 4H89L94 11L99 14L106 22L107 24L114 30V32H116L117 35H119L124 42L126 43V45L130 48V50L135 54V56L144 64L146 65L152 72L153 76L155 77V79L159 82V84L165 88L168 92V97L165 100L164 103V107L166 109V111L168 112V114L171 116V120L174 123H180L183 125V127L188 128L190 127L191 122L189 120H187L184 116H182L179 112H177L174 107H173V103L175 101H182L184 103H186L190 108L194 109L192 112L193 114L198 117L197 112L195 111V109H199L201 110V115H200V119H201V123L202 125L207 128L208 130L214 131V132H218V133H222V132H231L234 129H236L241 122L244 120L245 116L253 111V110H257V109H264V102L262 103H251L249 105H247L246 107H244L241 112L239 113V116L230 124L223 126V127H214L212 126L209 122H208V109L206 104L202 103V102H198L195 101L193 99H191L190 97H188L186 94H184L182 91H180L178 88H176L175 86H173L172 84H170L162 75L161 73L158 71V69L156 68V66L149 61L144 55H142L140 53V51L134 46V44L132 43V41L126 36V34L118 27L116 26L113 22H111L108 17L103 13L102 9L100 7H98L97 5H95L91 0H84ZM203 127H199V130H202ZM249 133L255 134V135H259V136H263L264 137V132H260V131H252V130H247Z\"/></svg>","mask_w":264,"mask_h":264},{"label":"flooded vegetation","instance_id":"obj_6","mask_svg":"<svg viewBox=\"0 0 264 264\" xmlns=\"http://www.w3.org/2000/svg\"><path fill=\"white\" fill-rule=\"evenodd\" d=\"M176 102V101H175ZM175 102L173 103V107H174V104H175ZM174 109L176 110V108L174 107Z\"/></svg>","mask_w":264,"mask_h":264}]
</instances>
